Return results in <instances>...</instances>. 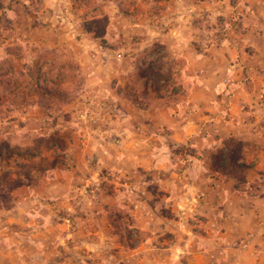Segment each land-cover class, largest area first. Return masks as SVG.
I'll return each mask as SVG.
<instances>
[{"label": "rangeland", "instance_id": "obj_1", "mask_svg": "<svg viewBox=\"0 0 264 264\" xmlns=\"http://www.w3.org/2000/svg\"><path fill=\"white\" fill-rule=\"evenodd\" d=\"M254 43L264 0H0V264H167L189 237L210 263L264 264L248 209L264 222V176L235 163L264 143L217 142L214 94L190 95L235 53L264 72ZM220 45L222 64L199 57ZM161 56L184 68L186 94L141 76Z\"/></svg>", "mask_w": 264, "mask_h": 264}, {"label": "crops", "instance_id": "obj_2", "mask_svg": "<svg viewBox=\"0 0 264 264\" xmlns=\"http://www.w3.org/2000/svg\"><path fill=\"white\" fill-rule=\"evenodd\" d=\"M115 13L116 10L113 14ZM135 26H138V24H135ZM223 45L215 46V48L211 47L208 49L209 53L206 50L207 52L202 53L199 57L207 58L212 63L220 65L223 63L224 59L222 56H219L220 52L218 55H216V52L217 50L223 51L225 49ZM250 51L251 54L249 53V56L260 55L264 59V49L256 48L255 43L250 45ZM245 60L246 58L241 57L238 55V53L233 54L229 61H227L228 64L223 69V71H219L220 74L217 72L214 74L216 76L220 75L218 76L219 83H212L211 86L205 80H203V78L207 79V76H209L208 71L206 69H201V76L203 75L202 80L198 81L193 86L190 93V95L193 96L195 90L202 89L204 93L211 92L214 94V100L210 102V105H212L215 111H218L220 118L215 122L216 125L212 123H210V125L217 129H212L214 139L217 142H222L228 137L237 139L239 142L252 141V139L250 140V136H259L261 141L264 143V72H258L254 69V67L247 68L249 63ZM199 61H201V59H199ZM185 62V69H190L193 62L191 58L186 56ZM260 68L264 69V65L260 66ZM221 72L224 73L222 74ZM222 98H224V103L227 106V110L232 112L228 116H224L222 113H220V111H222L220 106ZM253 110H255L254 112H259L258 115H256L254 118H247L245 114H247L248 111L253 112ZM237 111H241L243 115L241 113L240 117H237L236 115L233 117V114H236ZM208 138L206 136L204 137L205 142L208 140ZM256 147L259 148V153H254V155L251 156L243 155L235 160V163L242 161L241 163L248 167L249 174L254 173L258 178H261L264 176V144L261 146L257 145ZM226 154L232 155L233 151L229 152V149H227ZM209 186L212 188L216 185L214 186L213 183H209ZM239 187L240 186L234 182L230 188V191H233L232 193L238 195V197L245 199L244 202L246 203V206L252 207L255 204V202L252 201L254 196L246 192L240 193ZM248 209L250 212L249 221L253 222L254 227L258 226L259 234L254 236L255 230L257 228H252L253 230L251 229L250 233L247 232L242 237H252V235L254 237L259 236L261 242L264 244V222L261 223V221L256 218L258 217V214L255 209ZM206 236L207 235H202V238ZM189 238H186L184 243L180 241L178 244L175 243L171 247L169 258L166 259L168 260L167 264H213L214 262L210 263L209 260L212 261V259L215 257L214 255L217 253H214V248L199 245L196 249H191V244L189 243L191 240H189ZM238 238H241V236L239 235ZM250 246L256 247L254 244H251ZM262 254H264V252ZM183 255H186V262L185 260H182Z\"/></svg>", "mask_w": 264, "mask_h": 264}, {"label": "trees", "instance_id": "obj_3", "mask_svg": "<svg viewBox=\"0 0 264 264\" xmlns=\"http://www.w3.org/2000/svg\"><path fill=\"white\" fill-rule=\"evenodd\" d=\"M162 56L157 58V60L154 61H150L147 68L148 70H150L152 72L153 75H151L152 79H150L151 77L147 76V74L143 73L141 74V76L143 78H146L148 80V82H154V83H157L159 82V84H163V85H159L156 89L160 91H162L164 89L165 86H167L168 88H170L171 86V91H170V95H173V96H177V95H183V94H186V91L187 90H184L185 89V85L181 82V85L180 86H176V81H178V78H180V74L182 73V69H184L183 67H181L179 65L180 62H178V60H174L172 64H170L167 68L162 69L160 68V66H158V63L160 61H162ZM184 66L186 67V64L184 63ZM10 72L11 70L13 71V68L10 67L9 68ZM26 77H27V80L32 82V83H35V87H38V84L39 82L38 81H35L34 82V78L33 76L31 75V72L28 71L26 73ZM51 82L55 83L54 80H50ZM162 82V83H161ZM17 84V82L15 83ZM182 89V91H181ZM17 90H19V87L17 85ZM169 92V91H168ZM61 93V92H59ZM26 94H28V92H26ZM49 95H53L52 92H49ZM132 101L137 104L139 107L143 108V103L142 101H140L137 97H131ZM149 106V105H147Z\"/></svg>", "mask_w": 264, "mask_h": 264}]
</instances>
